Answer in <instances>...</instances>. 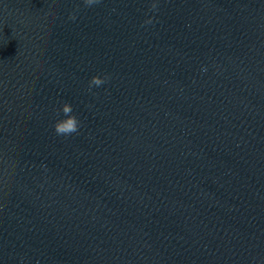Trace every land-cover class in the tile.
<instances>
[{"label":"clouds","instance_id":"9594fccd","mask_svg":"<svg viewBox=\"0 0 264 264\" xmlns=\"http://www.w3.org/2000/svg\"><path fill=\"white\" fill-rule=\"evenodd\" d=\"M101 0H83V3L86 7H91L95 4H99ZM78 10V9H77ZM158 8V0H152L150 4L149 11L157 12ZM75 12L69 14V19L75 21L76 20ZM145 24H152L153 18L149 17L144 21ZM206 71L207 69H202ZM109 79L107 75L101 77L99 75H94L91 77L89 81V91H91L92 87H100L106 83ZM62 113L64 118L57 119L53 125V129L58 136H70L73 133H77L80 128V121L78 117L73 113V107L70 103L64 102L61 109L58 111V115Z\"/></svg>","mask_w":264,"mask_h":264}]
</instances>
